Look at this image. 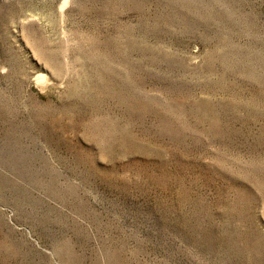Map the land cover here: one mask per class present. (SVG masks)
I'll use <instances>...</instances> for the list:
<instances>
[{
  "label": "rangeland",
  "instance_id": "rangeland-1",
  "mask_svg": "<svg viewBox=\"0 0 264 264\" xmlns=\"http://www.w3.org/2000/svg\"><path fill=\"white\" fill-rule=\"evenodd\" d=\"M0 264H264V0H0Z\"/></svg>",
  "mask_w": 264,
  "mask_h": 264
}]
</instances>
